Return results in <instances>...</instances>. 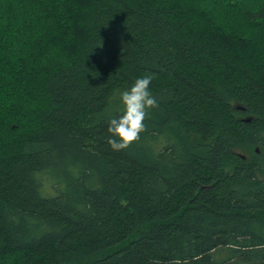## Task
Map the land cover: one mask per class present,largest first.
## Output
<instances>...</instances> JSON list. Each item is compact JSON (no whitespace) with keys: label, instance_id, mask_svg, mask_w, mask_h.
Listing matches in <instances>:
<instances>
[{"label":"trees","instance_id":"16d2710c","mask_svg":"<svg viewBox=\"0 0 264 264\" xmlns=\"http://www.w3.org/2000/svg\"><path fill=\"white\" fill-rule=\"evenodd\" d=\"M0 264H264V0H0Z\"/></svg>","mask_w":264,"mask_h":264},{"label":"clouds","instance_id":"9594fccd","mask_svg":"<svg viewBox=\"0 0 264 264\" xmlns=\"http://www.w3.org/2000/svg\"><path fill=\"white\" fill-rule=\"evenodd\" d=\"M97 46L102 47V43ZM153 78L152 74L137 77L130 88L120 93L122 114L111 118L107 128L111 134L107 143L114 151L128 148L146 131L145 120L149 117L150 110L158 107L156 97L149 90Z\"/></svg>","mask_w":264,"mask_h":264}]
</instances>
